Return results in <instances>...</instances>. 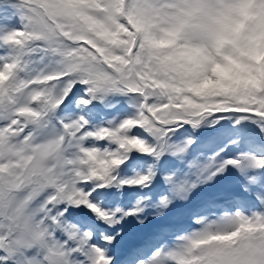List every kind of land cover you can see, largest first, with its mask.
<instances>
[{"label":"snow or ice","instance_id":"snow-or-ice-1","mask_svg":"<svg viewBox=\"0 0 264 264\" xmlns=\"http://www.w3.org/2000/svg\"><path fill=\"white\" fill-rule=\"evenodd\" d=\"M248 7L0 0V264H264Z\"/></svg>","mask_w":264,"mask_h":264},{"label":"rangeland","instance_id":"rangeland-1","mask_svg":"<svg viewBox=\"0 0 264 264\" xmlns=\"http://www.w3.org/2000/svg\"><path fill=\"white\" fill-rule=\"evenodd\" d=\"M252 0H249V7L241 11L239 17V28L245 29V39L241 55L253 61L250 68L253 72L258 70L260 59L264 58V11L256 14L251 7ZM234 70L232 66H226V71ZM188 215L183 214L176 218L174 224L181 228H194L195 225L187 219Z\"/></svg>","mask_w":264,"mask_h":264},{"label":"bare ground","instance_id":"bare-ground-1","mask_svg":"<svg viewBox=\"0 0 264 264\" xmlns=\"http://www.w3.org/2000/svg\"><path fill=\"white\" fill-rule=\"evenodd\" d=\"M209 215H211V213H209ZM187 219H189V218L187 217Z\"/></svg>","mask_w":264,"mask_h":264}]
</instances>
